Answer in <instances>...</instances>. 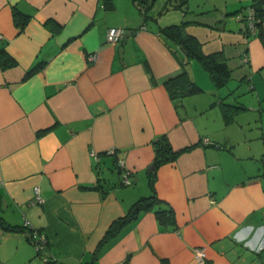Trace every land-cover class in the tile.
<instances>
[{
  "label": "crops",
  "instance_id": "1",
  "mask_svg": "<svg viewBox=\"0 0 264 264\" xmlns=\"http://www.w3.org/2000/svg\"><path fill=\"white\" fill-rule=\"evenodd\" d=\"M137 1L0 0V50L16 60L0 67V216L43 236L37 248L0 227V264H264V20L247 37L254 0H179L165 12L170 0H153L146 15ZM14 9L30 15L22 30ZM180 22L205 53L223 50L227 84L252 95L253 137L232 127L244 104L226 122V94L201 95L212 82L197 61L202 91L169 94L186 57L159 27ZM111 27L134 32L122 58ZM162 135L179 153L156 164ZM149 195L166 222L142 211L94 258L110 224Z\"/></svg>",
  "mask_w": 264,
  "mask_h": 264
},
{
  "label": "trees",
  "instance_id": "2",
  "mask_svg": "<svg viewBox=\"0 0 264 264\" xmlns=\"http://www.w3.org/2000/svg\"><path fill=\"white\" fill-rule=\"evenodd\" d=\"M138 4L144 5V13L149 10L152 5L153 0H138ZM254 7L256 17L258 18L256 25L258 27L259 23L264 20V0H254L251 3ZM109 7V6H108ZM30 15H24L13 10V19L14 23L22 30L29 20ZM245 20V19H244ZM246 23V22H245ZM187 24L185 22H180L177 24H172L164 27H159V33L161 36L173 46L181 47L185 57L187 59L186 63L191 60H195L199 63V65L205 70L208 74L212 84L216 88H222L231 79V69L228 65L227 58L225 57L223 50H218L215 52L205 53L202 49L201 43L198 39L189 34L186 31ZM257 33V32H256ZM245 34L247 37H250L247 33V29L245 28ZM256 35V34H255ZM262 37V36H261ZM264 40V37H262ZM16 64V60L11 57L4 48L0 50V67L7 68ZM39 67H34L27 72V75L35 72ZM166 88L169 91V94L172 97H183L187 95L197 94L202 91L201 87H199L196 83L190 82L188 78L187 72L184 70L180 74L168 78L164 82ZM244 106L242 105H232L228 103L221 104V110L224 115V119L226 122H230L234 115L243 110ZM179 152L174 151L166 140V137L162 135L161 137L155 140V163L161 164L165 162L173 161ZM149 185L152 187L153 182L152 179H149ZM157 198L154 195L143 196L137 199L127 210L126 214L115 219L108 229L106 230L103 238L101 239L96 251L93 254L95 258L106 242L114 238L120 230L126 224L137 219L139 214L142 211L148 209H155V212L161 223H165L168 218V210L159 208V204L157 205ZM156 204V205H155ZM0 227L3 230L7 231H26L27 226L20 227L17 225L8 224L2 216H0ZM28 235L31 237V229L28 230Z\"/></svg>",
  "mask_w": 264,
  "mask_h": 264
},
{
  "label": "rangeland",
  "instance_id": "3",
  "mask_svg": "<svg viewBox=\"0 0 264 264\" xmlns=\"http://www.w3.org/2000/svg\"><path fill=\"white\" fill-rule=\"evenodd\" d=\"M201 71L207 81L208 80L207 73L205 72V70H203V68ZM207 82L209 83V80ZM194 83H196V79ZM231 85L232 84L229 83L222 88H216L212 84V88L210 89V91L205 89V87L202 86L203 93L201 95H204V96L206 95L208 97H210L211 95L216 96V97L218 96L223 97L226 94V96L223 97L222 99L224 100L225 103L232 104V105L244 104L246 109L243 111H240L238 116L234 118L235 122L233 123L232 127H234L235 129L241 128L243 138H245V136L253 137V123L256 117L254 116L255 111L253 109V106L250 104V101H249L250 99H253L252 95L250 94L249 91H243L242 89H239V86L231 88L233 86Z\"/></svg>",
  "mask_w": 264,
  "mask_h": 264
},
{
  "label": "built area",
  "instance_id": "4",
  "mask_svg": "<svg viewBox=\"0 0 264 264\" xmlns=\"http://www.w3.org/2000/svg\"><path fill=\"white\" fill-rule=\"evenodd\" d=\"M244 19L246 22V29H247V33L249 34V36L255 35L257 32L256 22H257L258 18L256 17V13H255L254 7L252 5H249L245 8ZM123 34H124V30L122 28L111 27L106 32V40L108 42H111V43H118L121 41ZM1 37H2V35L0 34V38ZM247 60H248V57L246 54H244L241 58V62H247ZM202 142H203V144H210L211 143L210 140L208 139V137H203ZM109 152H111L113 154L115 151L112 150ZM116 164L121 169L122 183L125 185L131 183L132 181L130 178V175H131L130 171L124 167L123 161L121 159H118ZM25 225L29 226V222L26 221ZM31 237L34 239L35 245L38 248L40 246V244L43 242V236L42 235L39 236V234L36 231L31 230ZM194 257L199 263H203L204 258H205L204 248L203 247H196L194 249Z\"/></svg>",
  "mask_w": 264,
  "mask_h": 264
},
{
  "label": "water",
  "instance_id": "5",
  "mask_svg": "<svg viewBox=\"0 0 264 264\" xmlns=\"http://www.w3.org/2000/svg\"><path fill=\"white\" fill-rule=\"evenodd\" d=\"M181 6L180 3H179V0H170L169 4L167 5V7L165 8L164 12L167 10V9H173L174 7L176 6ZM134 32L133 31H125L124 34H123V37L121 39V46L119 47L118 51H119V55L120 57L122 58V52H123V44L125 43L126 39L128 38L129 35H133ZM181 51L182 48L180 47ZM176 55L180 58V55L179 53H176ZM185 61H187V59H185ZM184 70L187 72L188 74V78L190 80V82H194V75H193V70H192V66L190 63H186L185 66H184Z\"/></svg>",
  "mask_w": 264,
  "mask_h": 264
}]
</instances>
